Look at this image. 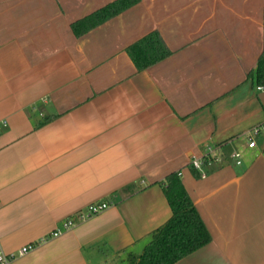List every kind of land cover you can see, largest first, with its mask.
<instances>
[{"label":"crops","instance_id":"crops-1","mask_svg":"<svg viewBox=\"0 0 264 264\" xmlns=\"http://www.w3.org/2000/svg\"><path fill=\"white\" fill-rule=\"evenodd\" d=\"M112 1L0 0L10 264H127L171 216L160 182L172 172L211 236L172 264H264V133L247 145L264 124L248 75L264 59V0H136L74 30ZM152 31L170 52L138 68L128 48ZM204 157L202 174L191 161Z\"/></svg>","mask_w":264,"mask_h":264},{"label":"trees","instance_id":"trees-1","mask_svg":"<svg viewBox=\"0 0 264 264\" xmlns=\"http://www.w3.org/2000/svg\"><path fill=\"white\" fill-rule=\"evenodd\" d=\"M136 0H114L86 17L74 22L73 28L82 32L118 13ZM77 27H81L78 30ZM128 51L138 68H144L169 54L161 36L152 31L132 44ZM248 75L258 85L264 84V59L260 56ZM207 157L203 158L205 163ZM171 207V216L153 230L150 239L139 254L128 253L127 264H172L210 241V233L194 202L186 191L180 176L169 173L160 182Z\"/></svg>","mask_w":264,"mask_h":264},{"label":"built area","instance_id":"built-area-1","mask_svg":"<svg viewBox=\"0 0 264 264\" xmlns=\"http://www.w3.org/2000/svg\"><path fill=\"white\" fill-rule=\"evenodd\" d=\"M258 88H264V86H258ZM250 137L249 140L247 142V145L249 147H254L256 145V138L258 135H260L261 133H264V124L262 125H255L251 128L250 130ZM231 157L235 160L236 163H240L241 162V155L240 152L237 150H234L231 152ZM191 164L200 170V172L202 174H204V172L202 171V165H203V161L201 158H193L191 161ZM108 206V202H94V203H90L87 207L85 212H81L79 213V217L80 218H85L87 216H90L92 214H95L101 210H103L104 208H106ZM72 221L68 220L66 222V226L71 225ZM58 233H60V230H56L53 232V235H57ZM34 245L33 244H29L26 246L21 247L17 254H22L24 252H26L27 250L31 249ZM16 254L12 253V254H7L3 251V249L0 246V264H10L11 259L15 256Z\"/></svg>","mask_w":264,"mask_h":264}]
</instances>
